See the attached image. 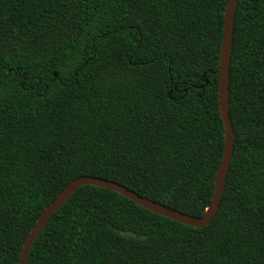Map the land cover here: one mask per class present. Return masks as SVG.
Here are the masks:
<instances>
[{
    "label": "trees",
    "instance_id": "1",
    "mask_svg": "<svg viewBox=\"0 0 264 264\" xmlns=\"http://www.w3.org/2000/svg\"><path fill=\"white\" fill-rule=\"evenodd\" d=\"M227 0H0V264L78 176L190 216L224 148L218 105ZM233 151L202 227L84 184L28 264H264V0H237L228 80Z\"/></svg>",
    "mask_w": 264,
    "mask_h": 264
},
{
    "label": "water",
    "instance_id": "2",
    "mask_svg": "<svg viewBox=\"0 0 264 264\" xmlns=\"http://www.w3.org/2000/svg\"><path fill=\"white\" fill-rule=\"evenodd\" d=\"M236 2L237 0H227L224 10L223 35L220 48L218 79V105L224 124V148L221 160L214 175V188L212 197L204 213L198 217L190 216L186 213L169 208L145 196H141L133 190H130L115 181L89 175L78 176L71 180L64 188H62L56 195L55 199L41 211L30 232L27 234L26 239L21 247L19 255V264H28V254L31 249V246L43 226L46 224L48 218L55 210L59 208V206H61L69 198V196L78 187L84 184H92L112 189L130 198L131 200L146 209L164 215L168 218L180 221L184 224H188L195 227H202L210 222L219 207L224 182L229 169L233 151L234 135L228 116L227 103L230 52L233 34L234 10Z\"/></svg>",
    "mask_w": 264,
    "mask_h": 264
}]
</instances>
